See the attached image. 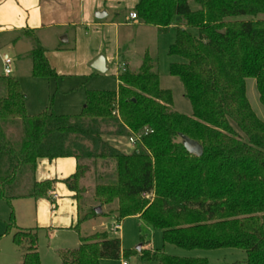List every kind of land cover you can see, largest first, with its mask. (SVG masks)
I'll list each match as a JSON object with an SVG mask.
<instances>
[{
	"label": "trees",
	"instance_id": "16d2710c",
	"mask_svg": "<svg viewBox=\"0 0 264 264\" xmlns=\"http://www.w3.org/2000/svg\"><path fill=\"white\" fill-rule=\"evenodd\" d=\"M135 11L160 33L176 26L169 54L184 60L170 72L185 87L192 115L174 109L173 91L161 86L149 53L139 69L119 73L117 89L88 91L79 114L31 115L20 81L3 75L0 199L12 204L49 197L52 182L36 180L38 160L73 156L77 171L65 183L78 201V230L102 215L119 222L139 216L162 231L164 245L236 248L246 257L229 264H264V120L247 95V80L255 79L264 105V0H140ZM27 35L32 75L59 77L36 33ZM184 135L202 144V156L186 150ZM131 136L137 137L131 152L113 142ZM90 172L96 177L93 205L83 184ZM14 218L11 213L15 223ZM13 235L25 250L22 264H41L38 230ZM81 238L76 249L60 252L62 264H101L103 258L132 254L109 231ZM141 257L160 264H212L152 246Z\"/></svg>",
	"mask_w": 264,
	"mask_h": 264
},
{
	"label": "crops",
	"instance_id": "0c3cea01",
	"mask_svg": "<svg viewBox=\"0 0 264 264\" xmlns=\"http://www.w3.org/2000/svg\"><path fill=\"white\" fill-rule=\"evenodd\" d=\"M139 1L0 0V39H3L0 45L15 48L20 56L26 57L27 61V55L33 49L32 40L27 33L34 31L39 43L47 50V60L60 78L73 80L94 76L100 71L95 70L92 64L96 57L103 55L106 59L107 71L101 73L112 71L118 79L123 68L139 69L144 55L148 53L146 49L143 56L138 57L132 48V36L125 35L123 31L129 28L128 26H137V31L142 25L148 26L139 18L131 17V13L136 12L135 8ZM97 11L107 12V15L99 18L96 15ZM28 61L31 72L32 62ZM18 74H20L19 65L13 77H17ZM77 164L78 161L73 156L52 160L46 157L40 158L36 169V180L52 182L53 187L49 191V197L12 201V205L16 207L14 216L16 231L38 230L37 249L41 255V264H62L60 252L76 249L82 244L81 237L108 230L114 237L113 235L122 230V221H120L121 229L115 232L112 228L119 221L115 216L104 215L87 220L81 224L79 230L76 228L79 222L78 201L75 192L67 186L65 180L76 173ZM109 217L113 219L111 228L108 230L103 228L104 221L99 226L98 221ZM136 217L141 219L139 216ZM15 245L19 248L16 250L21 255L20 264H22L25 250L16 243ZM150 246L154 247L151 241L145 245L141 244L139 249L142 251L144 247L150 248ZM121 247H123L122 243ZM122 258L125 257L122 256L120 260ZM108 261L109 259L103 258L100 263L110 264Z\"/></svg>",
	"mask_w": 264,
	"mask_h": 264
},
{
	"label": "rangeland",
	"instance_id": "374dc122",
	"mask_svg": "<svg viewBox=\"0 0 264 264\" xmlns=\"http://www.w3.org/2000/svg\"><path fill=\"white\" fill-rule=\"evenodd\" d=\"M128 27L129 28L127 29H123V31H125V35L127 34V36H132V48L135 54L138 55V57H142L147 49L149 55L154 60L155 71L161 76V86L173 91L174 109L186 115H192L193 106L185 97V87H183L180 78L176 75L173 76L170 72V68L173 63L184 60L180 56H173L169 54V50L175 42L176 26L174 25L164 33H160L157 27L151 25H142L138 31L136 30L137 26ZM192 31L195 34L197 33V30L195 29ZM2 41L3 39H0V42ZM6 54H8L14 62V72L9 75L10 77H13L16 72V68L19 65L20 74L13 78H17V80L21 83L22 90L26 94V109L31 115H35L46 110L64 115L79 114L82 112L88 91L97 89H117L118 79L112 71L108 73L97 72L98 74L95 73L94 76L84 78L81 77V79L74 78L73 80H69L67 78L63 79L60 77L42 78L33 76L32 64L31 72H29L30 66L27 63V61L30 60L29 55H27L26 61V57L20 56L19 51L17 52L15 48L13 49L8 46L1 45L0 77L5 75L3 61ZM134 68H136L135 65ZM247 85V95L249 101H251L253 109L256 111L257 115L264 120V105L259 99V91L255 79H248ZM113 142L125 152H131L132 150L133 145L130 144L129 139L127 138H118ZM95 178L94 173L90 172L83 181V184L88 188L86 197L89 198V205L96 204L91 200V196L95 188ZM17 207L19 208V206ZM104 210L107 211L109 208L104 207ZM11 213H14L15 216L16 207L5 200L0 199V264H20L21 255L18 253V250H16L19 248L15 245L13 240V234L17 230L15 227L16 222L14 223L11 219ZM102 221H104V225H102L103 228L108 230L112 227V217L98 221V224H100L99 226H101ZM122 223V230L113 236L117 238L119 237L124 250L132 253L128 256L122 255L130 264H160L159 261H148L141 257V252L147 247H144L142 251L139 247L141 244L145 245L150 241L155 248L160 249L165 253L167 252L176 256L191 255V257L195 258L204 257L209 259L212 264H229L237 260L242 261L246 257L245 250L243 251L236 248L213 250L197 249L195 251H189L168 243L164 245L162 231L160 229L153 228L150 224H147L144 220L139 219L136 216L125 218L122 220ZM9 226L11 229L7 233ZM98 229L101 230V228ZM19 230L21 229H18V231ZM108 262L110 264H122L120 259H109Z\"/></svg>",
	"mask_w": 264,
	"mask_h": 264
},
{
	"label": "water",
	"instance_id": "95a60500",
	"mask_svg": "<svg viewBox=\"0 0 264 264\" xmlns=\"http://www.w3.org/2000/svg\"><path fill=\"white\" fill-rule=\"evenodd\" d=\"M96 15L99 18H103L107 15V12L104 11H97ZM92 67L95 70H98L100 72H106L107 71V67H106V59L103 55H99L98 57H96V60L93 62ZM183 140H184V146L186 148V150H188L191 154H196L198 156H202L204 153V149L202 144L195 140V139H191L190 137L184 135L183 136ZM102 210V208L97 207V212L100 213Z\"/></svg>",
	"mask_w": 264,
	"mask_h": 264
},
{
	"label": "built area",
	"instance_id": "2783aa9c",
	"mask_svg": "<svg viewBox=\"0 0 264 264\" xmlns=\"http://www.w3.org/2000/svg\"><path fill=\"white\" fill-rule=\"evenodd\" d=\"M131 17L133 19L139 18L137 12H132ZM124 70H125V68H123L122 71H124ZM4 71H5V75H11L13 73V61H12V58L9 56H6L4 59ZM129 142H130V144L135 145L137 142V137L131 136L129 139ZM119 229H121V224H120V222H117L114 224L112 230L115 232H118ZM121 262H122V264H130L125 258H122Z\"/></svg>",
	"mask_w": 264,
	"mask_h": 264
}]
</instances>
